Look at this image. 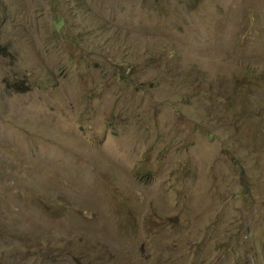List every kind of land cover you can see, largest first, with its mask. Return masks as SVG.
Returning <instances> with one entry per match:
<instances>
[{"label": "rangeland", "instance_id": "obj_1", "mask_svg": "<svg viewBox=\"0 0 264 264\" xmlns=\"http://www.w3.org/2000/svg\"><path fill=\"white\" fill-rule=\"evenodd\" d=\"M0 264H264V0H0Z\"/></svg>", "mask_w": 264, "mask_h": 264}]
</instances>
